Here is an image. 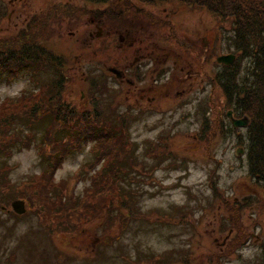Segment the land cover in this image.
<instances>
[{
    "label": "rangeland",
    "instance_id": "1",
    "mask_svg": "<svg viewBox=\"0 0 264 264\" xmlns=\"http://www.w3.org/2000/svg\"><path fill=\"white\" fill-rule=\"evenodd\" d=\"M0 13V38L16 37L51 13L36 44L66 60L57 73L45 69L48 60L41 55L43 67L35 62L30 74L0 82V103L15 102L0 110V123L13 120L9 140L22 141L10 144V152L0 148V264H264V182L249 175L247 128L232 129L227 113L233 109L216 82L226 67L219 58L237 53L230 23L206 8L140 0H0ZM132 38L137 45L129 54ZM140 46L143 61L171 71L151 94L155 110L127 101L129 84L110 72L124 68L127 56H140ZM249 63V57L238 60L241 76ZM53 82L52 90L77 110L95 108L115 130L126 126L125 145L134 148L129 162L137 167L131 166L126 183L133 195L125 192L124 199L141 214L130 217L127 228L120 223L129 210L110 205L111 194L73 219L59 215L55 196L75 193L78 199L96 170H90L95 151L88 144L66 154L55 177L40 175L53 157L44 141L53 119L19 121L25 114L17 113V105L30 97L22 104L28 108ZM206 119L209 134L203 131ZM45 179L56 188L50 200L39 191ZM22 196L28 197L27 211L18 215L12 203Z\"/></svg>",
    "mask_w": 264,
    "mask_h": 264
},
{
    "label": "trees",
    "instance_id": "2",
    "mask_svg": "<svg viewBox=\"0 0 264 264\" xmlns=\"http://www.w3.org/2000/svg\"><path fill=\"white\" fill-rule=\"evenodd\" d=\"M140 1L150 4L180 2L191 7L206 8L221 21L232 25L235 34L236 55L239 58L236 56V61L232 66L224 67V72L219 71V74L216 75V82L222 87L226 105L231 106L237 116L249 118L250 123L247 127L249 140L248 172L253 179L264 182V0ZM50 16H52L51 13H48L42 16L41 20L34 19L31 23L29 22L28 29L21 31L16 37L0 38V82H10L28 74V71L35 66V62L43 67L40 63L44 61L41 55H45L48 60L47 66L49 67L45 69H51L58 73L65 66L66 60L63 56L56 55L51 51L48 53L36 44L39 37L42 38L48 29ZM245 57L250 58V63L241 76V70L237 69L236 65L239 59ZM59 79V84L64 82L63 75L59 76ZM48 86L50 87L48 91L43 89L46 87H42L37 96L32 97L34 99L29 102L28 108L22 110V104L30 97L22 96L23 98L18 100L17 105V113L25 114V117L20 118L19 116V121L36 123L46 115H50L53 119L51 128L46 131L44 137V141L48 143V146H51V150H48L47 154L53 155V157L50 158L51 164L47 165L49 171L45 170L40 174L42 178L47 174L50 177H55L59 168L58 165L64 160V156L68 153L78 152L82 145L91 144L93 146L92 151H95L93 162L89 163L90 170H96L95 176L91 177V188L85 190L84 195L78 199L75 193L71 197L68 195L63 197L57 194L55 197L59 198L62 205L59 215L62 217L65 214L66 221H68L67 217L73 219L72 214L81 213L87 206L97 209L103 204L106 196L111 194L110 205L113 207L117 205L120 208L126 207L129 210L121 223L120 218L118 219L120 226L127 228L129 218L138 219L141 214L138 211L130 210L129 206L131 205L127 206L124 199V196L129 197L128 193L133 195V191L127 188L126 183L133 168L137 167V165H132L129 162L134 154V148L125 145L128 139L125 135L126 126L115 130L110 123L102 121L103 118L99 110L95 108L89 111L77 110L67 102L61 92L55 93L52 90L56 87L55 82ZM44 92L47 94L45 95ZM39 95L41 98H37ZM14 104L15 102L11 98H7L0 103V110L3 111V108L10 109ZM8 114L12 115V112ZM126 118L124 117L125 122ZM208 120H205L203 128L207 134L211 132V125ZM11 123L14 121L0 123V148L5 147L4 149L9 152L13 149L10 144L17 147L22 142L19 139L14 141L11 138L9 140L10 133L7 131ZM222 125L223 120L221 121ZM159 155L165 156L161 152ZM45 182L46 185L40 187L39 191L43 192L44 196L50 200V198H54L55 184L51 185L47 179ZM26 198L28 197H20L23 200ZM92 202L95 204L91 205ZM33 205H35L34 202ZM0 209L4 210V205H0ZM72 210L73 212H71ZM240 234L243 232L241 231ZM237 241L240 242L238 239ZM154 263L156 262L154 261Z\"/></svg>",
    "mask_w": 264,
    "mask_h": 264
},
{
    "label": "flooded vegetation",
    "instance_id": "3",
    "mask_svg": "<svg viewBox=\"0 0 264 264\" xmlns=\"http://www.w3.org/2000/svg\"><path fill=\"white\" fill-rule=\"evenodd\" d=\"M129 36V34H128ZM126 38L121 36V43L124 44ZM130 47L131 49H126L125 51L129 54L133 52V48L137 45V39L132 38L130 41ZM138 50L140 51V56L136 57L135 60H130L129 56H127L125 63V67L118 70L120 78L119 80L124 83L126 82L129 84V87L126 91V99L129 101V99L135 100L136 105H139L141 108L143 107L144 102H147L148 105L144 106V109L146 110H155L153 108V103L156 100V97L151 98V94H154L157 90L156 88V82L157 85L159 82L163 79L162 74H165L167 77L171 74V71H166L165 68L160 67V63L149 59V61L146 63L143 61L144 55L142 52L144 51V47H138ZM125 58V57H124ZM116 69V68H113ZM110 70H112L110 68ZM129 75L133 78L131 79ZM136 78L142 80L140 83H138ZM161 87L160 85H158ZM202 89V86L200 87ZM132 105V104H130Z\"/></svg>",
    "mask_w": 264,
    "mask_h": 264
},
{
    "label": "water",
    "instance_id": "4",
    "mask_svg": "<svg viewBox=\"0 0 264 264\" xmlns=\"http://www.w3.org/2000/svg\"><path fill=\"white\" fill-rule=\"evenodd\" d=\"M235 59V56L233 55H228V56H223L221 58H219V62L220 63H224L226 66H230L233 61ZM112 73H114L117 78H120V75H119V71L116 70V69H112L110 70ZM229 117L232 118V122L235 126V128H238V127H246L248 125V119L247 118H244V119H234L233 116H232V112H229L228 113ZM237 154H243L242 151H238ZM12 207H13V210L16 214L18 215H23L25 212H26V207H25V202L23 200H16L12 203Z\"/></svg>",
    "mask_w": 264,
    "mask_h": 264
},
{
    "label": "clouds",
    "instance_id": "5",
    "mask_svg": "<svg viewBox=\"0 0 264 264\" xmlns=\"http://www.w3.org/2000/svg\"><path fill=\"white\" fill-rule=\"evenodd\" d=\"M37 174H39V173L37 172Z\"/></svg>",
    "mask_w": 264,
    "mask_h": 264
}]
</instances>
